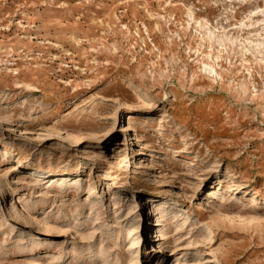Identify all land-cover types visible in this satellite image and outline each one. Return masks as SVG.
Masks as SVG:
<instances>
[{
	"label": "rangeland",
	"instance_id": "1",
	"mask_svg": "<svg viewBox=\"0 0 264 264\" xmlns=\"http://www.w3.org/2000/svg\"><path fill=\"white\" fill-rule=\"evenodd\" d=\"M0 264H264V0H0Z\"/></svg>",
	"mask_w": 264,
	"mask_h": 264
},
{
	"label": "bare ground",
	"instance_id": "2",
	"mask_svg": "<svg viewBox=\"0 0 264 264\" xmlns=\"http://www.w3.org/2000/svg\"><path fill=\"white\" fill-rule=\"evenodd\" d=\"M209 196H214V197L217 198V195H216L215 192H213V191H212L211 193H209ZM166 210H167V209H166ZM166 210L164 209L163 211H166ZM161 219H162V220L164 219V215H161ZM164 220H165V219H164ZM132 231H133V229H131V228H127V232H128V233H131ZM159 232H160V231H159ZM159 232H158V233H159ZM159 235H162V234L159 233ZM132 241H134V243H137L136 246L139 245V241H137L136 238H135L134 236L132 237ZM138 247H139V246H138Z\"/></svg>",
	"mask_w": 264,
	"mask_h": 264
}]
</instances>
